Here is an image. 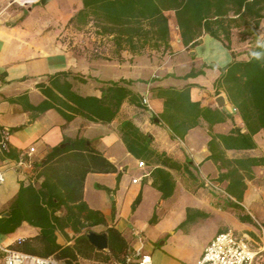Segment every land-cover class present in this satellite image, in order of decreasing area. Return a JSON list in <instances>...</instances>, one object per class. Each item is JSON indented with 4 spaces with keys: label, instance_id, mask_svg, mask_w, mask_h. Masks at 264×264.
<instances>
[{
    "label": "crops",
    "instance_id": "obj_1",
    "mask_svg": "<svg viewBox=\"0 0 264 264\" xmlns=\"http://www.w3.org/2000/svg\"><path fill=\"white\" fill-rule=\"evenodd\" d=\"M82 7V0H40L31 7L0 0V127L10 131L8 143L18 155L17 160L1 163L6 181L0 192L7 197L0 205V215L9 214L21 184L32 180L35 164L43 162L66 138H83L117 172L86 175L83 201L102 216L104 223L94 225L82 219L84 225H77L80 232L71 224L58 229L56 237L61 246H73L85 233L107 234L108 227H115L129 243L127 256L134 257L140 251L135 261L146 256L151 264H198L209 243L228 230L264 244V131L252 135L254 148L234 147L237 135L250 132L226 92L216 87L221 70L234 57L247 60L253 44L243 42L235 32L230 50L209 35H203L200 43L190 48L182 42L175 13L168 12L169 51L146 48L137 55L127 50L118 54L112 47L95 57L69 47L66 38L70 35L68 22ZM60 72L69 74L73 90L84 97L100 98L106 83L132 82L128 87L142 98V106L126 100L114 120L106 124L78 115L67 122L56 109L44 113L32 110L31 106L47 99L40 84L48 86L50 77ZM191 72L198 75L186 78ZM188 86L192 103L225 117L214 123L200 117L180 139L161 118L165 99L160 89ZM125 122L146 135L149 149L162 158L132 154L121 133ZM164 158L175 167L164 165ZM140 162L145 163L143 168ZM239 178L244 190L238 201L228 194V187ZM206 179L217 182L224 193L208 187ZM162 184L172 189L168 198L162 196ZM139 197L140 203L133 210ZM56 215L65 217L66 210ZM154 215L157 221L152 224ZM136 232L144 239L142 245ZM39 233L38 228L23 223L14 234L0 235V243L10 247ZM95 249L109 254L108 248ZM125 259L81 257L78 264H125Z\"/></svg>",
    "mask_w": 264,
    "mask_h": 264
},
{
    "label": "trees",
    "instance_id": "obj_2",
    "mask_svg": "<svg viewBox=\"0 0 264 264\" xmlns=\"http://www.w3.org/2000/svg\"><path fill=\"white\" fill-rule=\"evenodd\" d=\"M82 9L68 22L69 47L100 57L109 48L115 53L129 51L141 54L146 48L167 52L170 50L168 12H174L185 46L195 48L203 35L221 41L227 49L235 32L240 40L253 44L247 60H234L221 70L216 87L226 92L229 101L241 115L250 134L237 135L233 146L254 148L252 135L264 131V0H82ZM198 73L191 72L186 78ZM132 82L106 83L102 96L84 97L73 90L69 74L57 73L50 77L49 85L40 84L46 100L30 108L37 113L56 109L67 122L75 116L99 123H110L122 104L129 100L142 106V98L128 86ZM190 87L160 89L165 99V111L161 116L176 138L183 139L188 130L196 125L200 117L210 123L221 122L224 115L219 111L204 110L190 101ZM193 119V122L191 121ZM4 128L0 127V141ZM10 132V131H9ZM122 137L128 150L138 158L157 156L149 149L150 139L131 122L121 127ZM8 150L0 155V163L17 160L18 155L8 144ZM217 161V159H215ZM164 165L175 167L164 158ZM34 175L28 183H22L14 198L9 215H0V235L14 234L23 223L40 230L38 236L22 239L11 249L32 256L53 257L66 264H78L79 258H95L103 261H124L130 246L123 234L115 227L107 228L109 254L95 249L87 233L79 236L73 246H61L56 231L71 224L86 222L104 223L98 212L88 209L84 203V181L88 173H116L117 168L99 151L88 145L83 138L69 139L55 148L41 163L34 165ZM167 179L172 183L170 176ZM41 180V182H39ZM228 187V194L238 201L242 199L244 185L239 178ZM239 192H235V189ZM163 198L172 194V189L162 184L159 187ZM139 197L133 210L139 205ZM240 208L238 204H233ZM66 210V216L56 213ZM97 217V218H96ZM242 220L245 221L244 218ZM157 221V215L151 223ZM1 254V253H0ZM1 256V255H0ZM264 262V253L259 258Z\"/></svg>",
    "mask_w": 264,
    "mask_h": 264
},
{
    "label": "built area",
    "instance_id": "obj_3",
    "mask_svg": "<svg viewBox=\"0 0 264 264\" xmlns=\"http://www.w3.org/2000/svg\"><path fill=\"white\" fill-rule=\"evenodd\" d=\"M40 2V0H12L13 5L20 7H31ZM147 104V99L143 100ZM10 132L5 130L2 132L0 141V155L8 150V139ZM34 149H30L33 153ZM144 162L139 163V167L143 168ZM6 181L4 166L0 163V189ZM137 181H134L136 183ZM205 184L216 192L224 193L217 182L209 179L205 180ZM138 242L142 245L144 239L140 233H135ZM21 240H19L20 242ZM0 253L3 255V264H65L53 257L42 258L32 256L17 250L11 249L9 246H3L0 243ZM264 253V244L261 246L256 242H252L243 236L237 235L234 231L228 230L217 235L205 248L198 264H257L259 258ZM136 257H140V251H136ZM134 256V257H135ZM133 256H127L125 264H151L149 257H142L139 261H135Z\"/></svg>",
    "mask_w": 264,
    "mask_h": 264
},
{
    "label": "water",
    "instance_id": "obj_4",
    "mask_svg": "<svg viewBox=\"0 0 264 264\" xmlns=\"http://www.w3.org/2000/svg\"><path fill=\"white\" fill-rule=\"evenodd\" d=\"M9 214L6 213L5 216ZM88 239L97 249L99 250H106L108 248V237L106 233L103 234H96V233H89Z\"/></svg>",
    "mask_w": 264,
    "mask_h": 264
},
{
    "label": "rangeland",
    "instance_id": "obj_5",
    "mask_svg": "<svg viewBox=\"0 0 264 264\" xmlns=\"http://www.w3.org/2000/svg\"><path fill=\"white\" fill-rule=\"evenodd\" d=\"M260 34L261 35H263L264 36V26L262 27V29H261V31H260ZM5 184V183H4ZM4 186V185H3ZM2 186V187H3ZM5 187V186H4ZM7 187H10V183H8V186ZM7 197V194L5 193L4 194V191H2V192H0V205L2 204V203H4V201H5V198ZM257 243H258V245H262L261 243H260V241H256ZM1 256H0V264H3V255L2 254H0ZM259 264H264V262H259Z\"/></svg>",
    "mask_w": 264,
    "mask_h": 264
}]
</instances>
